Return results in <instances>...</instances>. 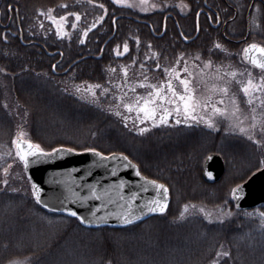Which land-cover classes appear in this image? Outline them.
Instances as JSON below:
<instances>
[{
  "label": "trees",
  "instance_id": "1",
  "mask_svg": "<svg viewBox=\"0 0 264 264\" xmlns=\"http://www.w3.org/2000/svg\"><path fill=\"white\" fill-rule=\"evenodd\" d=\"M157 1L169 5L168 12L181 5L195 11L203 2ZM47 12L68 20L67 38L39 30L40 16ZM0 13V264H210L221 251L229 255L219 264H264V205L241 211L231 196L264 167V144L257 147L242 136L201 126L159 129L141 137L109 110L112 96L98 92L95 99H83L75 92L79 85L108 83L105 68L115 42L138 38L164 59L180 52L217 63L238 60L214 43L238 52L235 45L212 29H204L189 46L177 36L173 41L174 33L154 38L146 23L161 27L166 12L139 17L111 0H0ZM77 24L83 33L72 31ZM190 26L182 27L185 34ZM115 30L102 58L96 59ZM132 52L134 56V44ZM4 81L10 103L4 101ZM19 130L44 150L66 146L126 154L143 175L171 188L166 212L124 227L88 228L76 218L43 209L25 177L13 183L4 172L13 162L12 142ZM213 153L223 157L225 173L219 182L207 183L202 168ZM185 205L234 215L211 221Z\"/></svg>",
  "mask_w": 264,
  "mask_h": 264
},
{
  "label": "rangeland",
  "instance_id": "2",
  "mask_svg": "<svg viewBox=\"0 0 264 264\" xmlns=\"http://www.w3.org/2000/svg\"><path fill=\"white\" fill-rule=\"evenodd\" d=\"M111 1L115 2V0ZM120 5L126 8L130 13L139 17H148L152 14L154 15L156 12H164L171 8L169 5H161L157 0H124V2L120 3ZM142 8L144 10H142ZM179 10L184 12L186 9L184 6H182ZM50 15L51 14L47 12L40 16V20L38 21L39 30H48L49 32L53 31L56 33L59 39L67 38L71 32L69 29L68 20L65 19L64 21H59L56 23L55 20L49 19ZM3 18H5V16H3ZM203 21L204 25H208L206 20L203 19ZM58 23L61 24L62 27L58 28ZM80 24L82 23L79 22V25ZM209 29L210 28H207V30H205L208 31ZM72 31L81 33L84 32L81 26H78V24L73 25ZM125 44L127 45V51H125L124 48ZM132 44H134V49L136 50L134 56L132 52ZM143 45L144 44H142L141 40L138 38H131L122 42H115L110 50V58L112 59L111 64L107 65V68H105L108 74V83L104 84L103 86L86 84L79 85L76 87L75 92L80 94L79 96H81L83 99H95V97H98V92H101L102 96H112L113 103L109 105V110L125 125L127 129L141 137L150 135V133L159 129H176L179 127L201 126L213 132L223 131L242 136L244 139L253 143L257 147L264 144V132L261 131V122H264V105H261L260 103V101L264 99V93L255 92L252 103L249 104L247 103L248 97L242 91L241 83H246L247 79L249 78L258 82L260 77L264 76V70H258L247 65L240 50L238 52H230L226 46L219 42H215V49L228 55L229 58L236 56L238 61L236 63L232 61H227L225 63L211 61V66H208L209 60L202 59L198 54L186 55V53L183 54L179 52L171 58L164 59L151 43L145 44V46ZM157 65H159V67H157ZM166 68L175 69L177 72H179L180 77H185L191 74L192 83L190 87H193L196 90L197 95L202 94L207 96L209 94L208 90L211 89L213 85H227L229 92L227 94L217 92V94L212 97L211 103H214L221 108H227L228 112L231 114L233 108L232 98L234 96L240 108V112L237 113V116L241 121V126L248 128L250 133L254 134L253 137L249 138L248 136L241 134L239 131H233L232 128L235 127L233 121L221 116L220 114L213 116L211 107L202 109L201 114L209 116L213 120L215 125L214 127H209L202 121L194 122L191 120L177 124L175 122V113H173L172 117H169L167 123L153 124L151 120H145L143 123H141L138 116L142 117L143 113L141 112L138 114L136 112L134 102L139 97L146 96L147 92L152 91L153 89L150 87L152 84H156L158 87L163 86L165 91H167V87L164 82L170 79V77L164 71ZM185 68H187V72L184 71ZM231 72L237 73L235 78L229 75ZM172 80L173 86L176 87L177 91H183V86L180 84L179 79L172 78ZM3 84L6 86L7 83L4 81ZM6 90L7 91L4 93V101L5 103H10L11 96L8 86H6ZM93 92L95 95H93ZM221 98L224 100L223 104H219ZM127 103H133L132 111H129L124 106ZM157 103L164 104L170 109L174 107V105H168L164 101H157ZM253 109L255 110L254 112L252 111ZM159 111H163V109L161 108ZM117 113H119V115H117ZM253 116H255V119H252ZM126 117L127 119H125ZM158 118L159 117L157 116V119ZM181 119L183 121V117H181ZM252 125H255V127H250ZM140 128H145L146 131L141 133L139 131ZM19 133H23V136L19 137L20 139L29 140L25 130L18 131L12 142L13 162L8 166V172L6 175L9 176V182L14 183V181L18 180V177L21 176L25 177L30 183L24 169V164L19 156L16 155L15 141L17 140ZM257 140L261 141V143H256ZM4 184L5 183H3V185ZM201 208L204 209V212L200 211ZM188 212L197 213L202 217H205V219L211 221H224L225 219L228 220L234 215V213L230 211L217 210L204 206H190L188 208ZM205 213H211L210 218L206 216ZM223 252L224 251H221L219 253ZM226 257L227 256L217 255L214 261H217L219 264V262ZM11 264L26 263L14 262ZM210 264H213V262Z\"/></svg>",
  "mask_w": 264,
  "mask_h": 264
},
{
  "label": "water",
  "instance_id": "3",
  "mask_svg": "<svg viewBox=\"0 0 264 264\" xmlns=\"http://www.w3.org/2000/svg\"><path fill=\"white\" fill-rule=\"evenodd\" d=\"M118 19L115 18L114 23ZM115 35L116 30L96 59L102 58L104 48ZM183 39L189 43L195 38ZM53 54L49 53L51 56ZM244 59L249 65L258 68L245 56ZM54 149L56 151L44 150V154L30 155L27 167L24 165L35 198L34 185L39 187L40 200L36 199V202L49 212L73 217L64 211L71 208L78 213L73 218L78 219L85 227H124L162 214L159 211H148L150 202L166 199L167 208L171 202V188L143 175L139 166L126 154H104L97 150L78 152L66 146ZM124 157H127V160ZM21 161L24 164V161ZM224 173L223 157L216 153L210 154L202 168L203 180L207 183H217ZM153 180L166 186L167 195L151 183ZM232 200L238 210L245 212L264 205V168L255 171L246 181L237 185L233 189ZM45 203L48 204L47 208L44 207ZM125 215L130 220L129 223L123 222ZM80 217L90 223H85Z\"/></svg>",
  "mask_w": 264,
  "mask_h": 264
},
{
  "label": "snow or ice",
  "instance_id": "4",
  "mask_svg": "<svg viewBox=\"0 0 264 264\" xmlns=\"http://www.w3.org/2000/svg\"><path fill=\"white\" fill-rule=\"evenodd\" d=\"M117 4H120L124 2V0H115ZM103 7V6H101ZM142 10H144L142 8ZM76 20L80 19L79 13L75 14ZM49 19L52 20H59L64 21L65 17L61 16L59 18L49 16ZM58 28L62 27L61 24L58 23ZM87 33H85L86 35ZM125 51H127V45H124ZM243 53L245 58L254 66L258 67L261 70H264V46L258 45L256 43H253L246 48L243 49ZM208 66H211V61L208 62ZM159 67V65H157ZM126 71V70H125ZM165 73L170 77V79L166 80L164 84L167 87V91H165V88L163 86L158 87L156 84L150 85L152 91L147 92V95L144 97H139L134 103H135V110L136 112L143 113L142 117L138 118L140 119V122L143 123L145 120H151L153 124L156 123H167L169 120V117L173 116V113H175L176 120L175 122L177 124H180L182 122H188L191 121H202L206 123L209 127H214L213 120L207 116L202 115L201 110L205 108L211 107L212 109V115L215 116L217 114H220L221 116L226 117L227 119L233 121V124L235 127L232 128L233 131H239L241 134H244L245 136H248L249 138L253 137V133H250L248 128H245L241 126V121L239 117L237 116V113L240 112L239 105L233 96L232 98V112L231 114L228 112L227 108H221L218 107L216 104L211 103L212 97L219 93L227 94L229 92V88L227 85L224 86H218L213 85L211 89H209V94L207 96L205 95H197L196 90L193 87H190L192 81H191V74L185 77H180L179 72H177L175 69H164ZM185 72H187V68L184 69ZM233 78L237 75L236 72L229 73ZM172 78L179 79L180 84L183 86V91L178 92L176 87L173 86V80ZM242 83V91L243 93L248 97L247 103L251 104L252 100L254 98L255 92H261L264 93V76H261L259 81L256 82L253 79L249 78L247 79V82H241ZM98 87V86H96ZM93 95L95 93L93 92ZM157 101H164L168 105H174L173 108H168L164 104H158ZM224 100L223 98L220 99L219 104H223ZM261 105H264V99L260 101ZM129 111L133 110V103H127L124 105ZM163 109V111H159V109ZM255 111L254 109L252 110ZM119 115V113H117ZM157 116L159 117L157 119ZM183 117V121L181 119ZM127 119V117L125 118ZM252 119H255V116L252 117ZM250 127H255V125H252ZM139 131L143 133L146 131L145 128H140ZM261 131L264 132V122H261ZM23 133L18 134V138L15 141L16 146V155L19 156L21 160L24 161L25 167L28 165V157L36 156L37 154H44V149L41 148L39 144L33 143L31 140H22L19 137H22ZM256 143H261V141L257 140ZM53 151H56L53 149ZM90 151L95 152V149H91ZM101 155H103L101 153ZM125 160H127V157H124ZM5 174H7L8 169H4ZM211 175V173H209ZM5 184H7V180L4 181ZM153 185H155L158 189L163 190L164 195H167L168 189L164 184H158L157 181L153 180L151 181ZM34 188L36 189V199L37 201L40 200L39 195V187L37 185H34ZM168 202L166 199H158L150 202V205L148 207V211L155 212L159 211L161 213L165 212L167 209ZM44 207L47 208L48 204H44ZM185 210H187L190 205H185ZM191 207H195L192 205ZM64 211H67L71 214V216L75 217L78 215V213L71 209L67 208L64 209ZM201 212H204V209H200ZM230 214V213H229ZM184 213H181V217H183ZM206 216L210 218L211 213H205ZM262 217H264V213H260ZM82 221L85 223H90V221L86 220L84 217H80ZM124 223H129L130 220L128 219L127 215H125L123 219ZM217 255H223L228 256V252L223 253H217ZM213 264H218L217 261H213Z\"/></svg>",
  "mask_w": 264,
  "mask_h": 264
},
{
  "label": "flooded vegetation",
  "instance_id": "5",
  "mask_svg": "<svg viewBox=\"0 0 264 264\" xmlns=\"http://www.w3.org/2000/svg\"><path fill=\"white\" fill-rule=\"evenodd\" d=\"M182 6L186 9L184 12L179 10ZM181 7L176 12L174 9L164 11L167 14L163 17L161 27L157 25L154 28L149 23L154 38H163L167 33H174L171 37L173 41L179 37L189 46L204 29L210 28L219 33L225 42L235 45L241 51L243 59V49L247 46L253 43L264 46V0H203L202 5L195 11L187 5ZM191 19L193 23L188 24ZM203 19L208 25H204ZM186 24L191 26L185 34L182 27ZM183 38L195 39L186 43Z\"/></svg>",
  "mask_w": 264,
  "mask_h": 264
},
{
  "label": "bare ground",
  "instance_id": "6",
  "mask_svg": "<svg viewBox=\"0 0 264 264\" xmlns=\"http://www.w3.org/2000/svg\"><path fill=\"white\" fill-rule=\"evenodd\" d=\"M5 28H9V27H8V24H6V27H5ZM55 67H56V66H54V68H55Z\"/></svg>",
  "mask_w": 264,
  "mask_h": 264
}]
</instances>
